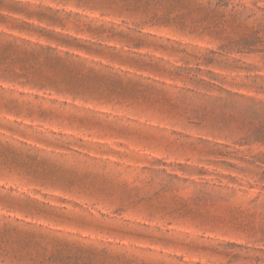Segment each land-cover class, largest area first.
Listing matches in <instances>:
<instances>
[{"label": "rangeland", "instance_id": "obj_1", "mask_svg": "<svg viewBox=\"0 0 264 264\" xmlns=\"http://www.w3.org/2000/svg\"><path fill=\"white\" fill-rule=\"evenodd\" d=\"M0 264H264V0H0Z\"/></svg>", "mask_w": 264, "mask_h": 264}]
</instances>
